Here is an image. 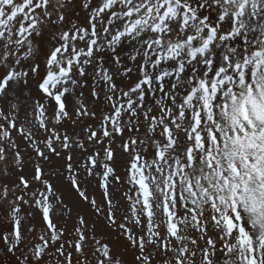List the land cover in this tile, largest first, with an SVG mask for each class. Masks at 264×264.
Masks as SVG:
<instances>
[{"label":"snow or ice","instance_id":"obj_1","mask_svg":"<svg viewBox=\"0 0 264 264\" xmlns=\"http://www.w3.org/2000/svg\"><path fill=\"white\" fill-rule=\"evenodd\" d=\"M0 264H264V0H0Z\"/></svg>","mask_w":264,"mask_h":264},{"label":"rangeland","instance_id":"obj_2","mask_svg":"<svg viewBox=\"0 0 264 264\" xmlns=\"http://www.w3.org/2000/svg\"><path fill=\"white\" fill-rule=\"evenodd\" d=\"M96 195H97V197L99 198V197H100V192L97 191V192H96Z\"/></svg>","mask_w":264,"mask_h":264}]
</instances>
